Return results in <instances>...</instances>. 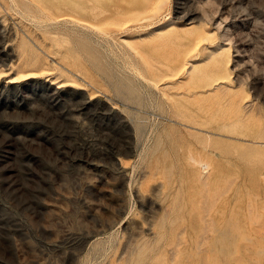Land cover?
<instances>
[{"label": "rangeland", "instance_id": "obj_1", "mask_svg": "<svg viewBox=\"0 0 264 264\" xmlns=\"http://www.w3.org/2000/svg\"><path fill=\"white\" fill-rule=\"evenodd\" d=\"M152 2L0 0V264H264V0Z\"/></svg>", "mask_w": 264, "mask_h": 264}, {"label": "bare ground", "instance_id": "obj_2", "mask_svg": "<svg viewBox=\"0 0 264 264\" xmlns=\"http://www.w3.org/2000/svg\"><path fill=\"white\" fill-rule=\"evenodd\" d=\"M163 0H153L152 4L150 5L152 9H155V10H158L161 6V3H162ZM155 12V11H153ZM152 12V13H153ZM97 17L99 19H101L103 17V15L101 13L97 14ZM64 20H68V18H63ZM192 31V30H191ZM204 32V31H203ZM203 32H197V33H194L193 37H192V41H193V44L194 45H197L199 44V39L201 38ZM186 65V63L183 64V67ZM200 178V177H199Z\"/></svg>", "mask_w": 264, "mask_h": 264}]
</instances>
